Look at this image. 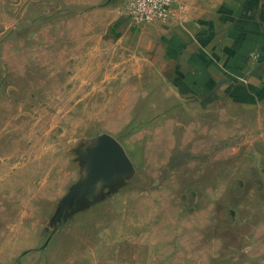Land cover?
<instances>
[{"label": "rangeland", "instance_id": "1", "mask_svg": "<svg viewBox=\"0 0 264 264\" xmlns=\"http://www.w3.org/2000/svg\"><path fill=\"white\" fill-rule=\"evenodd\" d=\"M127 13L0 0V264H264V109L191 95Z\"/></svg>", "mask_w": 264, "mask_h": 264}, {"label": "crops", "instance_id": "2", "mask_svg": "<svg viewBox=\"0 0 264 264\" xmlns=\"http://www.w3.org/2000/svg\"><path fill=\"white\" fill-rule=\"evenodd\" d=\"M124 31L191 95L264 109V0H178L167 22L129 18Z\"/></svg>", "mask_w": 264, "mask_h": 264}, {"label": "built area", "instance_id": "3", "mask_svg": "<svg viewBox=\"0 0 264 264\" xmlns=\"http://www.w3.org/2000/svg\"><path fill=\"white\" fill-rule=\"evenodd\" d=\"M178 0H125L129 17L135 22H167Z\"/></svg>", "mask_w": 264, "mask_h": 264}]
</instances>
